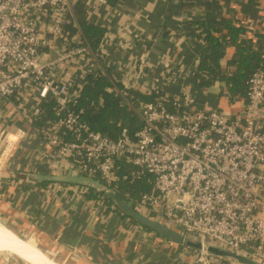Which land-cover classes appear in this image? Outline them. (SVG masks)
I'll list each match as a JSON object with an SVG mask.
<instances>
[{"label": "built area", "instance_id": "obj_1", "mask_svg": "<svg viewBox=\"0 0 264 264\" xmlns=\"http://www.w3.org/2000/svg\"><path fill=\"white\" fill-rule=\"evenodd\" d=\"M73 2L0 0V101H15L32 133L53 149L55 171L72 166L116 194L122 183L139 181L136 195L126 191L121 198L139 213L264 264V69L251 73L244 95L233 97L223 86L209 104L185 84L177 91L138 88L127 78L113 79L79 32L67 37ZM103 2L88 0V14ZM89 56L99 66L94 72L81 67ZM100 72L106 90L137 117L133 130L120 126L110 136L80 118L75 104L85 78ZM224 72H230L226 64ZM130 90L151 99L133 103ZM48 102L52 116L39 125ZM24 136L23 129L0 130V163ZM88 189L51 182L42 190L84 200ZM89 202L108 208L102 200ZM184 248L188 264L220 261Z\"/></svg>", "mask_w": 264, "mask_h": 264}, {"label": "crops", "instance_id": "obj_2", "mask_svg": "<svg viewBox=\"0 0 264 264\" xmlns=\"http://www.w3.org/2000/svg\"><path fill=\"white\" fill-rule=\"evenodd\" d=\"M207 1L104 0L88 14L90 20L105 30L98 47L102 57L99 62L113 79L127 78L138 88L177 91L180 84H185L201 103H214L217 92L202 84L198 68L200 58L208 52L201 36L202 25L222 17L233 18L249 29L246 36L264 51V0H219L210 6ZM218 35L226 41V33ZM231 54L232 49L227 47L222 63ZM88 59L82 69L96 71L99 68L96 61L90 56ZM66 73L64 69L61 75ZM14 103L0 101V130L23 129L25 136L15 143L0 167L53 171L56 169L53 149L32 133ZM43 188L35 183L0 178V219L11 218L15 225L4 221L23 236L31 231L25 224L31 223L37 229L32 238L46 239L47 246L53 248L48 250L55 255L63 253L62 259L69 264H188L191 259L184 246L165 242L113 211H105L71 192L54 193ZM170 251L173 255L176 251L177 256L170 257Z\"/></svg>", "mask_w": 264, "mask_h": 264}, {"label": "trees", "instance_id": "obj_3", "mask_svg": "<svg viewBox=\"0 0 264 264\" xmlns=\"http://www.w3.org/2000/svg\"><path fill=\"white\" fill-rule=\"evenodd\" d=\"M107 1L109 2L110 0ZM218 1L208 0L206 5L210 6ZM249 1L252 2L253 0ZM87 2L88 0H74L70 21L64 26V29L68 38L79 32L92 54L95 55L103 40L105 30L88 18ZM202 27L201 36L208 47V52L200 58L198 63V68L201 75H203L202 84L217 93L220 92V87L225 86L233 97L237 94L244 95L246 81L251 73L257 68L264 69V51L261 45L258 46L251 37H247L246 34L249 29L238 25L233 18L222 17L216 20H209L204 22ZM222 32L227 35L226 41H222L218 35ZM227 47L232 49V54L228 60L222 63ZM224 64L230 69L228 74L224 72ZM107 83V78L102 72L99 74L88 73L75 104V109L81 110L80 118L88 122L92 129L100 130L110 136H115L120 126H126L128 129L133 130L139 124L137 117L130 106L121 103L119 95L106 90ZM116 85L121 87L119 83H116ZM130 93L132 95L130 101L133 103L151 99L150 95L141 94L135 90H130ZM42 108L44 112L37 120L39 125L47 117L52 116L49 102L44 103ZM48 184L47 182H42L38 185L40 188H45ZM138 184L139 181L133 184L122 183L121 190L117 192L118 197L123 198V194L126 191L136 195L133 190ZM84 200H94L95 202L102 200L104 205L108 206L105 211L109 210V206H113L110 200L101 199L100 193L95 192L91 188L84 194ZM113 211L122 218L128 219L121 215L115 207ZM129 221L136 224L130 219ZM141 228L151 233L145 228Z\"/></svg>", "mask_w": 264, "mask_h": 264}, {"label": "water", "instance_id": "obj_4", "mask_svg": "<svg viewBox=\"0 0 264 264\" xmlns=\"http://www.w3.org/2000/svg\"><path fill=\"white\" fill-rule=\"evenodd\" d=\"M0 178H12L20 181H26L30 183L40 184L42 182H58L63 184H74L85 186L87 188L93 189L95 192H99L104 199L111 201L113 206L120 212L121 215L132 220L140 227L145 228L150 231L155 236L161 238L163 241H168L176 244L183 245L184 247L194 250L197 252H202L207 256L216 258L222 262L228 264H259L256 260L252 259L245 253L231 250L210 242H204L194 234L184 235L183 231L167 226L155 219H152L148 216H145L135 210L132 201H125L118 197L116 192L113 189H106V186L97 179L88 177L80 173L77 169L69 166L65 170L61 171H41V172H32V171H20L15 168H1L0 167ZM12 212L17 215V217L25 220V217L18 213L14 208H11ZM26 221V220H25ZM29 225L31 231L28 235L23 236L10 225H8L4 220L0 219V225L10 230L14 235L22 240L31 239L35 233V226H31V223H26ZM35 248L40 251L44 256L53 261L56 264H69L65 260L59 258L57 255L52 254L48 249L43 247L39 239L34 240ZM0 253H6L8 255H15L24 262H26L20 256L8 252L0 251ZM27 264H30L26 262Z\"/></svg>", "mask_w": 264, "mask_h": 264}, {"label": "bare ground", "instance_id": "obj_5", "mask_svg": "<svg viewBox=\"0 0 264 264\" xmlns=\"http://www.w3.org/2000/svg\"><path fill=\"white\" fill-rule=\"evenodd\" d=\"M0 243L10 244L12 249L23 255L27 260H32V264H56L38 249L31 245L27 240H22L14 235L10 230L0 225Z\"/></svg>", "mask_w": 264, "mask_h": 264}, {"label": "rangeland", "instance_id": "obj_6", "mask_svg": "<svg viewBox=\"0 0 264 264\" xmlns=\"http://www.w3.org/2000/svg\"><path fill=\"white\" fill-rule=\"evenodd\" d=\"M2 220H5L7 222L9 221L11 223V225H15L13 223V221H11V218H9V217H6V218L5 217H2ZM34 240H35V238H31V239H29L27 241L31 245L35 246ZM40 243L42 244V246H46L45 247L46 249H49V250H52L53 249L52 247L47 246L46 239L44 241L41 240ZM9 245L10 244H8V245L7 244H4V245H1L0 244V251H8V252L14 253V254H16V255L19 256V254L16 252V250L15 249H12ZM174 254H176V255H173V253H171V251L169 253V255H171L170 257H172V258L177 256V252L175 251ZM57 256L59 258H61V259L65 257L63 253H57ZM162 259H164V258H162ZM26 261L28 263L32 264V260H26ZM0 264H27V263L24 262L23 260H21L20 258H18L17 256H15V255H8L6 253H0Z\"/></svg>", "mask_w": 264, "mask_h": 264}]
</instances>
